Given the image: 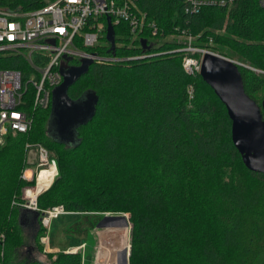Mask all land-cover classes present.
Wrapping results in <instances>:
<instances>
[{"label":"trees","instance_id":"1","mask_svg":"<svg viewBox=\"0 0 264 264\" xmlns=\"http://www.w3.org/2000/svg\"><path fill=\"white\" fill-rule=\"evenodd\" d=\"M49 1L0 0V9L37 10ZM133 1L132 10L158 30L145 28L138 37L154 45L144 49L128 21L115 24L113 53L121 61L94 62L69 88L71 99L88 90L98 96L93 118L75 130L74 147L47 133L52 105L35 107L29 85L24 106L32 127L25 134L8 130L0 146V264H85L79 250L51 253L48 261L17 259L23 223L32 219L19 205L23 188L33 184L21 176L30 167L31 143L47 147L58 163V177L37 199L40 209L128 212L129 264H264V174L243 165L214 89L200 72L183 69L184 55L200 57L183 50L189 34L194 47L241 63L245 90L261 104L264 8L259 0H238L191 14L189 0ZM102 41L87 49L112 55L105 35ZM4 68L20 69L25 78L31 70L21 55L0 52ZM39 223L34 229L42 239L47 232Z\"/></svg>","mask_w":264,"mask_h":264},{"label":"built area","instance_id":"2","mask_svg":"<svg viewBox=\"0 0 264 264\" xmlns=\"http://www.w3.org/2000/svg\"><path fill=\"white\" fill-rule=\"evenodd\" d=\"M237 1L189 0L190 5L186 11L196 14L204 7L224 6ZM259 3L264 8V0H259ZM132 8L136 9L133 0H53L37 10L0 9V52L12 56L21 55L31 67L26 78L20 69L0 70V146L5 141L8 130L25 134L32 127V116L24 106L29 85L36 91L33 105L44 109L51 104L53 89L63 82L64 78L60 73L62 64L68 67L80 66L81 60L85 58H91L95 62L121 61L114 53L105 56L91 53L87 49L101 47L103 44L102 36H107V17L112 18L114 26L128 21L134 39H147L144 36L138 37L145 28L152 30L153 34L158 32L155 24L147 21L145 13L137 15ZM183 37L186 43L183 50L200 54L197 58L188 54L183 56V69L195 75L200 72L203 53L210 51L194 47L192 35L184 34ZM149 44L152 47L154 45ZM190 94L192 97V87ZM26 148V162L30 167L22 171L21 176L33 184L23 188L19 205L30 216L39 212L40 223L48 232L53 219H58L62 214H70L64 204L42 210L37 202L38 197L58 177V163L47 147L31 143L26 144ZM32 153L35 156L31 162ZM47 239L48 237L43 238V242Z\"/></svg>","mask_w":264,"mask_h":264},{"label":"water","instance_id":"3","mask_svg":"<svg viewBox=\"0 0 264 264\" xmlns=\"http://www.w3.org/2000/svg\"><path fill=\"white\" fill-rule=\"evenodd\" d=\"M108 27L107 43L110 53L116 51V32L112 18L107 17ZM147 39H140L144 49L151 48ZM200 73L220 100L226 106V111L231 118L232 135L237 152L241 155L243 165L254 173L264 174V100L261 104L249 97L243 83V75L239 69L241 63L230 57L219 55L216 52L203 53ZM81 65L68 67L61 66L63 82L53 90L51 99V113L48 117L47 133L56 141L63 142L66 146L76 145L80 140L75 132L77 127L86 125L94 116L97 99L93 90H88L80 98L71 99L69 88L85 76V73L94 64L91 58L81 60ZM32 218L40 221L39 212H34ZM126 222L125 216L105 215L97 228L104 227L106 221ZM124 264H128L130 253L123 252Z\"/></svg>","mask_w":264,"mask_h":264},{"label":"rangeland","instance_id":"4","mask_svg":"<svg viewBox=\"0 0 264 264\" xmlns=\"http://www.w3.org/2000/svg\"><path fill=\"white\" fill-rule=\"evenodd\" d=\"M193 43V40H192ZM203 48V47H202ZM206 50V49H205ZM35 153L31 155V162ZM105 215L125 216L126 222L106 221L104 227L97 228ZM131 215L124 210L110 212H90L76 215L62 214L53 219L47 232V241L43 242L35 232V219L23 223L24 241L19 250V263L24 260L48 261L49 254L60 251H81L85 264H124L123 252H131ZM40 224V223H39ZM38 227V225H37ZM39 241V242H38ZM41 244L42 251L39 249ZM130 259V257H129ZM129 262V261H128ZM129 264V263H128Z\"/></svg>","mask_w":264,"mask_h":264},{"label":"bare ground","instance_id":"5","mask_svg":"<svg viewBox=\"0 0 264 264\" xmlns=\"http://www.w3.org/2000/svg\"><path fill=\"white\" fill-rule=\"evenodd\" d=\"M121 220V219H120Z\"/></svg>","mask_w":264,"mask_h":264}]
</instances>
